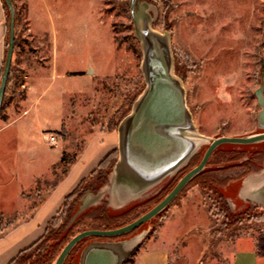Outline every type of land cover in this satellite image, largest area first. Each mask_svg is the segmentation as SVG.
Returning a JSON list of instances; mask_svg holds the SVG:
<instances>
[{
	"label": "rangeland",
	"instance_id": "374dc122",
	"mask_svg": "<svg viewBox=\"0 0 264 264\" xmlns=\"http://www.w3.org/2000/svg\"><path fill=\"white\" fill-rule=\"evenodd\" d=\"M12 2L18 11L13 74L21 83L15 92L8 91L0 116V235L31 217L40 200L67 175L51 189L57 178L51 166L62 154L79 157L94 133L106 131L112 120L120 121L130 111L146 86L139 31L143 22L167 35L173 70L182 81L192 125L201 138L190 157L140 200L116 209L103 195L94 204L83 201L85 195L101 194L106 180L95 192L86 191L79 198L73 219L80 214L89 217L102 208L118 215L130 211L132 217L148 207L151 203L146 201L167 182L197 164L211 138L264 130L256 123L259 107L254 94L264 81V0ZM87 65L89 75L75 72ZM28 78L33 81L30 92ZM257 147H264V141L220 144L204 168L212 169L224 185L214 187L194 179L157 217L118 239L104 240L139 236L141 242L134 249L162 247L170 264H230L235 248L252 241L256 246L258 237H264V205L246 200L264 173L244 161ZM210 187H219L222 201ZM177 205L183 212H168ZM226 206L235 213L231 220L225 217ZM94 240L102 239L88 242ZM134 249L123 264H136ZM76 251L65 264H74Z\"/></svg>",
	"mask_w": 264,
	"mask_h": 264
},
{
	"label": "water",
	"instance_id": "95a60500",
	"mask_svg": "<svg viewBox=\"0 0 264 264\" xmlns=\"http://www.w3.org/2000/svg\"><path fill=\"white\" fill-rule=\"evenodd\" d=\"M8 10V38L0 76V106L12 61L15 37V10L12 0H3ZM142 72L146 86L134 99L130 111L117 125L118 156L107 175V190L117 202L137 197L164 176L173 172L192 154L200 140L192 125L185 102L182 81L173 70V58L166 34L141 28ZM259 111L258 126L264 128V81L254 91ZM264 141V131L237 136L211 138L199 162L186 171L168 193L132 221L111 229H87L71 237L53 264H63L74 245L88 236L111 237L128 233L166 208L184 186L206 165L212 151L222 143L250 144ZM246 200L264 205V173ZM256 184V183H255ZM73 219V218H72ZM139 236L128 240H94L80 252L79 264H122L140 242Z\"/></svg>",
	"mask_w": 264,
	"mask_h": 264
},
{
	"label": "trees",
	"instance_id": "16d2710c",
	"mask_svg": "<svg viewBox=\"0 0 264 264\" xmlns=\"http://www.w3.org/2000/svg\"><path fill=\"white\" fill-rule=\"evenodd\" d=\"M4 8L7 13V19H8V10L7 7L2 0ZM14 10H15V25L16 20L18 21V11H16L15 4L13 3ZM14 46H16V39L14 37ZM14 49V48H13ZM6 53V51H5ZM5 58V56H4ZM4 64V60H3ZM3 67V66H2ZM13 60L11 61L7 82L5 86V91L2 99V103L0 106V116L2 114V111L4 107L6 106V95L8 91L10 93H13L16 91L18 85L21 83V80L19 79L18 75L13 74ZM132 99H130L131 102ZM6 117L3 118L5 120ZM119 119L112 120V122L108 125L107 130L112 131L116 129L117 123ZM218 146L212 151L211 155L209 156L207 160V164L210 163L211 158L214 154H216ZM77 155L72 154L71 156L64 153L61 155L60 160L57 164H53L51 166V170L53 174L57 177L52 185L51 189L60 181L65 174L68 172L69 168L73 165V163L77 160ZM117 157V148L112 149L109 151L97 164L96 168L92 170L87 177L82 178L78 184L69 192L67 193L62 200L61 206L57 212V215H61L63 213V216L60 217L59 222L55 223L57 215L52 216L50 219H48L43 234L34 241L31 245L28 247L20 250L18 254L10 260L7 264H53L56 256L62 249V247L66 244V242L73 237L78 232H81L83 230L87 229H111L115 227L122 226L145 211H147L149 208H151L153 205H155L158 201H160L167 193L168 191L174 186V184L178 181V179L189 169L194 167L195 165H192L191 168L185 170L181 175L177 178H174L167 182L160 190L157 192L155 196H152L149 198L148 201L151 204H149L148 207L144 208L140 213L128 217V212H124L122 214H114L109 212L108 209L102 208L98 213L91 215L89 217H86L84 214L77 215L70 223L69 220L73 217V211L76 209L79 198L86 192V191H92L95 192L105 181L108 173L110 172L115 160ZM224 161V158H221V161ZM218 161V159H217ZM217 163V162H216ZM60 164V171L57 173V167H59ZM215 164V163H214ZM212 169H206L204 168L201 170L198 174H196L180 191V193L175 197L174 200L177 199V197L184 191V189L188 186V184L193 181L194 179H199V183H208L209 185H224V181L215 175H212L211 173ZM96 176V177H94ZM40 180L36 181V187L39 185ZM86 186H89V189H85ZM212 189V187H210ZM219 187L213 188L212 191L216 193L219 197V199L222 201L223 195L219 194L218 192ZM45 197H43L40 201L42 203L44 201ZM72 200L71 203L69 201ZM173 200V201H174ZM225 203V201H224ZM168 207V206H167ZM166 207V208H167ZM36 208V207H35ZM166 208H164L162 211L157 213L154 217H157L161 212L165 211ZM225 217L229 220L233 219L235 217V213L229 212L227 206L225 208ZM111 236V237H99V236H88L82 238L79 242H77L74 247L70 250L67 257L64 260L65 264L68 260V258L71 255V252L74 248H78L82 244L93 240V239H118L120 236ZM138 249H134L132 252V255H135L137 253ZM255 252L258 256H264V237L259 236L257 239V244L255 246Z\"/></svg>",
	"mask_w": 264,
	"mask_h": 264
},
{
	"label": "crops",
	"instance_id": "0c3cea01",
	"mask_svg": "<svg viewBox=\"0 0 264 264\" xmlns=\"http://www.w3.org/2000/svg\"><path fill=\"white\" fill-rule=\"evenodd\" d=\"M26 14L27 15H25V20L27 21L29 30H31L28 11H26ZM7 38V13L2 0H0V76L6 51ZM90 70V66L87 65L85 69H79L75 72L79 73L80 76H83L85 75V73L89 75ZM32 84L33 81L29 79L26 85V89L28 92L32 90ZM2 122L5 121L2 120ZM2 128V125H0V130ZM117 140V128L112 131L106 130L94 133L93 140L89 142V145L87 146L85 151L81 153V155L70 167L67 175L44 199L37 210L33 212L31 217L16 223L9 230L0 235V264H7L18 254L20 250L31 245L43 234L48 219L53 215V211L57 209L56 207L60 203L61 199L67 193H69L83 177H85L88 173L96 168L97 164L103 158V156H105L112 149L117 148ZM100 153L101 155H99ZM98 155L99 159H96ZM2 171L3 173H7V169L5 167H3ZM156 184L152 185L135 198L117 202L114 201V199H112L111 195L109 194L106 183L100 190L101 194H97L95 196L85 195L83 201H86V203L89 202L88 204H94V200H98V197L100 198V195H103L104 197H106L110 207L112 209H116L126 202L140 200L142 197L146 196ZM182 208L183 207L177 205L175 208L169 209L168 212H183ZM136 254V264H170L169 254L162 247L143 249L141 251H137ZM262 257L264 256H258L256 254L255 245L252 241L248 246H240L234 249L230 264H262Z\"/></svg>",
	"mask_w": 264,
	"mask_h": 264
},
{
	"label": "flooded vegetation",
	"instance_id": "af4514ba",
	"mask_svg": "<svg viewBox=\"0 0 264 264\" xmlns=\"http://www.w3.org/2000/svg\"><path fill=\"white\" fill-rule=\"evenodd\" d=\"M256 98V97H255ZM256 102H257V99H256ZM256 123L258 124V122L256 121ZM264 130H261V131H258V132H262ZM257 133V131H256ZM245 157V160L246 161L245 163L250 165L251 168H256L258 170H262L264 169V147H257L255 149H253L252 151H250V153ZM238 169L242 168L243 170L246 169L245 166H239L237 167ZM89 242H86L84 244H82L81 246H79L77 248V251H76V256L73 258V263L74 264H79V256H80V252L81 250L83 249V247L88 244ZM67 257V256H66ZM125 261V260H124ZM123 261V263H124ZM64 263V262H63ZM122 263V264H123Z\"/></svg>",
	"mask_w": 264,
	"mask_h": 264
},
{
	"label": "built area",
	"instance_id": "2783aa9c",
	"mask_svg": "<svg viewBox=\"0 0 264 264\" xmlns=\"http://www.w3.org/2000/svg\"><path fill=\"white\" fill-rule=\"evenodd\" d=\"M51 139H53V137L51 136Z\"/></svg>",
	"mask_w": 264,
	"mask_h": 264
}]
</instances>
